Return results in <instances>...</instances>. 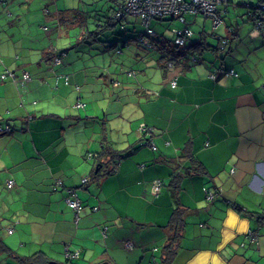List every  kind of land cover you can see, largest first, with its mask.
Returning a JSON list of instances; mask_svg holds the SVG:
<instances>
[{
	"label": "crops",
	"instance_id": "0c3cea01",
	"mask_svg": "<svg viewBox=\"0 0 264 264\" xmlns=\"http://www.w3.org/2000/svg\"><path fill=\"white\" fill-rule=\"evenodd\" d=\"M22 1L0 0V30L17 14L32 24L33 3ZM259 1L221 2L217 25L184 15L192 33L185 46L200 56L196 65L190 54L169 58L174 44L155 36L164 48L139 56L150 65L134 88L145 99L134 109L138 135L125 132L123 143L107 146L98 134L107 127L106 109L81 116L85 105L73 108L82 103L77 79L97 71L80 72L68 56L52 60L50 40L62 15L45 17L47 41L35 39V25L25 41L0 36V72L16 76L0 80V264H264V17L257 27L252 13ZM219 39L227 40L224 49ZM98 116L102 124L94 123ZM140 125L153 129L154 150L139 143ZM101 148L100 169L94 157ZM112 152L117 159H109ZM67 190L78 211L68 207Z\"/></svg>",
	"mask_w": 264,
	"mask_h": 264
},
{
	"label": "rangeland",
	"instance_id": "374dc122",
	"mask_svg": "<svg viewBox=\"0 0 264 264\" xmlns=\"http://www.w3.org/2000/svg\"><path fill=\"white\" fill-rule=\"evenodd\" d=\"M22 2L24 4L33 3L34 21L28 25L26 23L27 17L22 18L17 14L13 25L9 26L4 23L0 30V36L4 40H15L23 37L25 41L28 39L29 32L34 34L32 25H35L40 28L41 33V37L36 36L35 39L38 42L44 39L47 41V38H43L44 30H41L45 17L50 16L52 20L53 15L61 13L63 17L62 28H55L57 33H52L53 37L50 41L55 46L49 48L50 52L54 55L62 56L64 59L68 56V59L72 60L73 65L79 68L80 72L85 68L97 71L94 78L77 79L76 88L79 89L82 103L85 105L80 110L81 116L85 115L87 109L98 115H102V109H106L103 113H106V118L108 119L107 127L106 129L102 127L98 133L100 135L99 142H102L105 146L112 145V140L118 144L123 143L125 132H128L129 135L131 133L138 135L137 122L139 119L134 114V109L138 108L137 104L144 102L145 99L138 96L134 88H139V84L144 77L142 70H145L146 66L150 65V58L149 63L146 64L140 57L152 56L153 54L151 48L143 45L137 39L139 34L149 36L145 31V26L138 19L131 17L130 21L126 20L123 22L127 25L126 28L125 25L120 26L119 24L107 27L102 9H98L100 4L95 3L94 0H23ZM12 7L11 10L14 11ZM196 16L201 18L200 15ZM129 22L134 23L135 30L131 28L132 24ZM98 23L102 24V30L96 28ZM56 25L57 27L60 26L58 22H56ZM182 27L183 23L169 20V17L162 20L153 19L148 25V29L154 34L153 36L165 37L168 40L173 37L172 28L181 29ZM210 29V22H208L207 30ZM209 41L213 46L214 44L217 45L215 40L211 39ZM125 43L126 45H124ZM112 50L114 53L109 56V52ZM76 56L81 58L78 59ZM190 63L192 65L197 64V62ZM94 64L98 67L96 70H94ZM113 67L119 69L118 72L114 73L117 78L114 77V74L111 76ZM99 68H101V71ZM73 70L72 68L69 72ZM4 71L7 70L1 71L0 74L4 73ZM111 78L116 85L110 83ZM122 87L124 88L122 89ZM119 96L121 101L118 99ZM97 118L94 123L102 124L105 121L103 117L98 116ZM100 143L98 144L99 148ZM123 145L124 147L127 146L126 143ZM123 238L122 231H120L119 235L117 233V237L114 239L121 241Z\"/></svg>",
	"mask_w": 264,
	"mask_h": 264
},
{
	"label": "built area",
	"instance_id": "2783aa9c",
	"mask_svg": "<svg viewBox=\"0 0 264 264\" xmlns=\"http://www.w3.org/2000/svg\"><path fill=\"white\" fill-rule=\"evenodd\" d=\"M225 0H115L117 9L114 12L113 19L116 21H121L126 19V17H138L140 22L145 26L146 32L149 36L146 35H138L137 39L143 45L152 47L150 43V38L154 35L148 29V25L153 19L157 18H166V17H175L179 22H183V14H195V15H202L205 18H211L213 20L214 25H217L219 22V13H218V5ZM261 9L264 10V3L260 5ZM257 27L262 25V21H255ZM124 25V24H123ZM44 30L47 28L44 26ZM171 33L173 34V44L177 47H182L186 44L188 38L191 37L192 33L190 29L186 26H183L181 29L173 28ZM219 47L224 49L227 46L226 39H219ZM62 56H53V62L55 64H60L62 60ZM194 62L198 61L199 56H194L192 58ZM171 63L167 62V67H171ZM227 75L229 76H236V73L233 70H228ZM14 80L16 76L12 71H4V73L0 74V80L5 79ZM66 79V77H65ZM30 76L28 73L23 75V81H29ZM175 86V82L172 81V87ZM76 107H83L84 104L81 102H76ZM138 131L141 133L145 131V127L140 125ZM153 147V145H151ZM154 148V147H153ZM88 157H92V155H88ZM87 179H83L82 182H85ZM161 182H154L152 185L153 192L157 194L159 192ZM61 185V181H56L54 185V189ZM7 188H11L13 186L12 181H8L6 184ZM204 193L206 194L207 198H211L213 193L208 190L204 189ZM68 197L66 198V203L69 208L73 210H79V201L76 198V195L73 190H67ZM11 233V230L8 231ZM251 239H255L256 236L252 233H248ZM77 255V252L74 253V256Z\"/></svg>",
	"mask_w": 264,
	"mask_h": 264
},
{
	"label": "trees",
	"instance_id": "16d2710c",
	"mask_svg": "<svg viewBox=\"0 0 264 264\" xmlns=\"http://www.w3.org/2000/svg\"><path fill=\"white\" fill-rule=\"evenodd\" d=\"M95 1V3H99L100 4V8L98 7V9L100 10V9H102V12L104 13V20H105V25L107 26V27H112V26H114L115 24H119L120 26H122L124 23L123 22H125L128 18H131V17H126V19H123V20H121V21H116V20H114L113 19V17L112 16H114V12L116 11V9H117V5H116V2H115V0H94ZM260 2V4L258 5V8H252V13H253V21L255 22H257V21H261V16H263L264 17V10H262L261 9V4H263V0H260L259 1ZM103 3V4H102ZM104 6V7H103ZM61 14V13H60ZM186 14H189V13H185V14H183V19H184V15H186ZM58 15H59V13H58ZM132 17H135V16H132ZM136 18H138V17H136ZM157 19H160V20H162L163 18H157ZM169 20H176V21H178L177 19H175V17H169ZM62 21H63V17H60V16H57V22H58V24L59 25H62ZM179 22V21H178ZM185 21H183V22H180V23H184ZM264 24V23H263ZM46 27V26H45ZM47 28V27H46ZM96 28H99L100 30H102V24L101 23H98L97 24V26H96ZM47 30V29H46ZM154 37L155 36H152L151 38H150V43H151V45H152V47L154 48H157V44H161V43H163L162 42V40H160V39H158L156 42H157V44H155V42H154ZM174 39V38H173ZM173 39H172V41L170 40H168V41H166L165 43L166 44H172L173 43ZM189 39V38H188ZM126 44V43H125ZM124 44V45H125ZM186 45V44H185ZM185 45H183L181 48L180 47H177V46H175L174 47V49L173 48H171V50L170 51H168V56H169V58H173V59H176V55H177V53H178V56H179V52H181L182 53V56H184V57H188L187 55H189L190 54V59H191V61H193L194 62V60L192 59L194 56H199L198 54H191L190 52H191V49L190 48H188L187 46H185ZM161 48H164L163 46H162V44H161ZM177 48H178V50H177ZM177 56V57H178ZM199 59H200V56H199ZM199 59H198V61H196V62H199ZM52 60H53V57H52ZM168 61V60H167ZM167 61H165V63H163V68H165L166 70H168L169 69V67H167ZM8 71V70H7ZM228 71V70H227ZM67 76V75H66ZM8 80V77H6L5 79H3V80H1V81H7ZM11 80V79H10ZM66 84H68V82L66 83ZM170 84H172V83H170ZM175 87V86H174ZM173 87V88H174ZM73 108H75V109H80V107H76V106H73ZM145 127V131H143V132H141V134H140V140H139V143L141 144V145H146L148 148H150V149H152V150H154L155 148H153L151 145V143L148 141L149 140V137L151 138V136H152V134H153V129L151 128V129H148L146 126H144ZM102 148H104V147H102ZM102 148H101V151H99V153H97L96 155H95V159H97L98 161H100V159L102 158L101 157V155L103 154L102 153ZM103 151H107V149H104ZM112 153H114V152H112ZM112 153H110V154H112ZM116 153V152H115ZM115 153L113 154V156H110V155H108L110 158L109 159H117V155H115ZM106 154V153H105ZM117 154V153H116ZM93 157V156H92ZM104 163L103 162H99L98 164H97V167L99 166L100 167V169L102 168V167H104ZM99 171V170H98ZM28 260V259H27Z\"/></svg>",
	"mask_w": 264,
	"mask_h": 264
},
{
	"label": "water",
	"instance_id": "95a60500",
	"mask_svg": "<svg viewBox=\"0 0 264 264\" xmlns=\"http://www.w3.org/2000/svg\"><path fill=\"white\" fill-rule=\"evenodd\" d=\"M97 168H96V170H97ZM53 264H61V263H53ZM97 264H109V263L104 261V262H100V263H97Z\"/></svg>",
	"mask_w": 264,
	"mask_h": 264
}]
</instances>
